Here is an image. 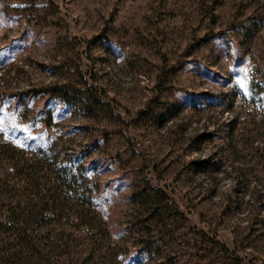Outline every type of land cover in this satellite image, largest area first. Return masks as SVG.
<instances>
[{
    "label": "rangeland",
    "instance_id": "rangeland-1",
    "mask_svg": "<svg viewBox=\"0 0 264 264\" xmlns=\"http://www.w3.org/2000/svg\"><path fill=\"white\" fill-rule=\"evenodd\" d=\"M5 145L0 264H264V0H0Z\"/></svg>",
    "mask_w": 264,
    "mask_h": 264
},
{
    "label": "trees",
    "instance_id": "trees-1",
    "mask_svg": "<svg viewBox=\"0 0 264 264\" xmlns=\"http://www.w3.org/2000/svg\"><path fill=\"white\" fill-rule=\"evenodd\" d=\"M6 147H7V145H5V147H4V146H3V147L0 146V151H1L3 154H4L5 152L8 153V151H9V150H7ZM9 153H10V152H9ZM6 155H9V154H6Z\"/></svg>",
    "mask_w": 264,
    "mask_h": 264
}]
</instances>
